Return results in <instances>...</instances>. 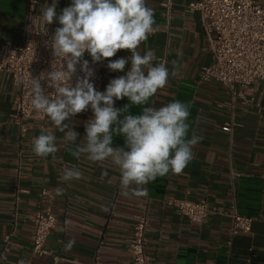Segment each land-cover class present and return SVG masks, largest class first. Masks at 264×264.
I'll use <instances>...</instances> for the list:
<instances>
[{
  "label": "crops",
  "instance_id": "crops-1",
  "mask_svg": "<svg viewBox=\"0 0 264 264\" xmlns=\"http://www.w3.org/2000/svg\"><path fill=\"white\" fill-rule=\"evenodd\" d=\"M195 0H171L169 10L161 0H147L153 9L156 31L140 46L141 54L152 50L164 58L172 69L177 61L180 69L169 77L147 105H131L129 113L138 115L144 106L161 107L174 100L191 103L189 137L195 132L202 141L195 146V158L180 174L157 177L144 187L147 196L124 197L120 190V173L110 160L93 163L85 157L77 160L70 154L71 144L63 142L64 133L52 122L30 120L27 134L18 144L17 127L8 121L16 88L12 80L0 74V264H131L127 252L133 219L147 205L150 220L146 248L156 264H264V83L256 96L262 110L237 102L233 114L219 104L228 100L225 89L215 81H200L198 74L213 62L208 51L202 20L189 13L186 6ZM264 6V0H256ZM71 0H58L57 12ZM52 0H37L36 13ZM27 0H0V45L18 44L23 30ZM42 22V20H41ZM42 25L46 28V26ZM60 27L58 20L48 30ZM120 50L111 60L126 58ZM89 61L91 56L87 53ZM108 69L101 92L111 79L125 75ZM125 97L114 106L123 108ZM73 117L69 123L80 137L85 135V122L92 118ZM233 120L232 134L222 131ZM51 131L57 137L58 151L46 158L32 151V140L41 132ZM121 136H114L113 146H123ZM76 166L82 172L79 180L61 179L66 168ZM44 188L50 197L55 227L46 240L50 256L30 251L33 224L30 216ZM58 191L62 195H58ZM187 197L196 201L207 198L211 208L227 212L233 205L238 212L254 218L249 233L231 237L229 219L211 214L202 224L178 216L168 202ZM15 216V217H14ZM9 237V242L5 238ZM69 240H75L70 250Z\"/></svg>",
  "mask_w": 264,
  "mask_h": 264
},
{
  "label": "clouds",
  "instance_id": "clouds-1",
  "mask_svg": "<svg viewBox=\"0 0 264 264\" xmlns=\"http://www.w3.org/2000/svg\"><path fill=\"white\" fill-rule=\"evenodd\" d=\"M58 0L42 7L40 19L46 26L58 20L50 47L58 67L30 79V105L37 113L46 115L53 126L64 133L63 142L73 147L70 154L82 156L93 163L110 160L120 173V190L124 197L147 196L144 187L157 177L169 173L180 174L195 158L194 148L203 137L195 132L189 137L191 103L174 100L159 108L144 106L138 115L129 113L131 105H147L158 90L163 89L170 75L175 76L180 65L172 62V69L157 60L152 50L141 54L140 46L156 31L153 9L147 0H71L69 6L57 12ZM42 32H47L42 31ZM120 50H127L126 58L111 60ZM92 62L109 60L107 68L125 75L111 79L105 91H97L91 78L94 71L84 54ZM83 77H73L77 65ZM54 89L46 94L41 81ZM127 98L123 108L114 106L116 100ZM89 107L93 116L85 122V135L80 137L69 123ZM114 136L123 137V146H113ZM32 151L46 158L58 151L57 137L43 131L32 140ZM81 170L72 166L63 171L65 182L79 180ZM58 195L62 192L58 191ZM75 240L66 246L70 250ZM17 264H27L23 259Z\"/></svg>",
  "mask_w": 264,
  "mask_h": 264
},
{
  "label": "built area",
  "instance_id": "built-area-1",
  "mask_svg": "<svg viewBox=\"0 0 264 264\" xmlns=\"http://www.w3.org/2000/svg\"><path fill=\"white\" fill-rule=\"evenodd\" d=\"M37 0H27L20 42L12 45H0V74L12 80L16 93L12 108L8 114V121L17 127L16 140L23 142L28 128L26 122L39 120L47 122L50 119L43 113H37L30 105V79L39 77L42 72L58 67L61 61L55 59L50 47L51 38L55 30L46 29L36 13ZM161 6L169 10L171 0H161ZM189 13H198L202 20L204 36L208 44V51L212 57V64L203 67L199 74L200 81H215L226 91L228 100L219 107L230 110L233 114L237 102L251 107L260 113L262 110L260 99L256 96L259 86L264 83V6L256 0H195L187 4ZM47 32H42L46 31ZM87 52L84 54L86 58ZM89 67L94 71L91 82L97 91H101L107 76L109 60L99 63L89 61ZM160 62L165 63L164 58ZM80 65H77L76 77H83ZM46 88V94L54 91L48 87L47 81H41ZM92 113L91 108L76 116L87 118ZM235 126L231 119L222 127V131L232 134ZM38 203L30 216L33 224L30 251L38 256H50L51 251L46 248V240L55 227L56 219L51 211L50 197L42 188L38 194ZM176 214L190 222L202 224L209 215L217 214L229 219L228 233L231 237L239 233H249L254 218L241 215L233 205L227 212L218 207L211 208L207 198L196 201L183 197L168 202ZM15 217V216H14ZM150 220L148 207L144 205L142 212L134 216L131 237L128 239L127 252L131 264H156L148 253L147 234ZM9 242V237L5 238Z\"/></svg>",
  "mask_w": 264,
  "mask_h": 264
}]
</instances>
